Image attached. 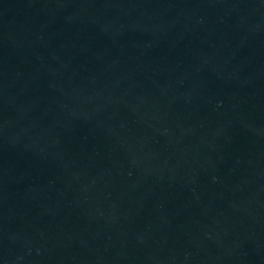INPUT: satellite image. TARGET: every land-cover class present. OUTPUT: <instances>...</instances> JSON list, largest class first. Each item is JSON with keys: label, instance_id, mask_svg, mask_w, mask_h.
Returning a JSON list of instances; mask_svg holds the SVG:
<instances>
[{"label": "water", "instance_id": "95a60500", "mask_svg": "<svg viewBox=\"0 0 264 264\" xmlns=\"http://www.w3.org/2000/svg\"><path fill=\"white\" fill-rule=\"evenodd\" d=\"M0 264H264V0H0Z\"/></svg>", "mask_w": 264, "mask_h": 264}]
</instances>
